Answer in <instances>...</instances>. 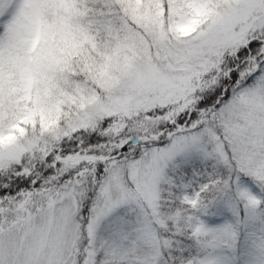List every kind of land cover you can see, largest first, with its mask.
<instances>
[{"label":"snow or ice","instance_id":"6c2138e0","mask_svg":"<svg viewBox=\"0 0 264 264\" xmlns=\"http://www.w3.org/2000/svg\"><path fill=\"white\" fill-rule=\"evenodd\" d=\"M0 264H264V0H0Z\"/></svg>","mask_w":264,"mask_h":264}]
</instances>
